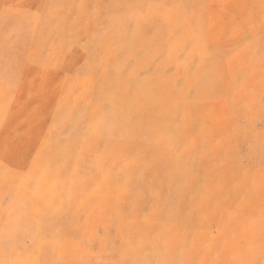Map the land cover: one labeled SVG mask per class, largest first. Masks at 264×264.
I'll return each mask as SVG.
<instances>
[{
    "label": "rangeland",
    "instance_id": "1",
    "mask_svg": "<svg viewBox=\"0 0 264 264\" xmlns=\"http://www.w3.org/2000/svg\"><path fill=\"white\" fill-rule=\"evenodd\" d=\"M0 264H264V0H0Z\"/></svg>",
    "mask_w": 264,
    "mask_h": 264
}]
</instances>
